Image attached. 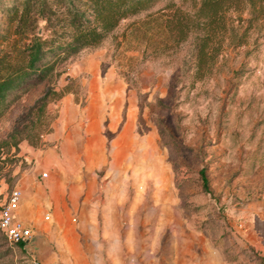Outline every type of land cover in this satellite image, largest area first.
I'll use <instances>...</instances> for the list:
<instances>
[{
	"label": "rangeland",
	"instance_id": "obj_1",
	"mask_svg": "<svg viewBox=\"0 0 264 264\" xmlns=\"http://www.w3.org/2000/svg\"><path fill=\"white\" fill-rule=\"evenodd\" d=\"M199 3L160 0L59 66L51 85L64 94L47 105L48 126L0 153V195L37 176L47 228L35 231L61 241L72 264H264L253 221L264 218V30L224 43L196 79L190 41L169 48L163 28L131 25ZM44 90L0 119V141ZM42 162L57 166L53 182ZM53 210L57 224L44 220ZM5 253L0 264H32L0 234Z\"/></svg>",
	"mask_w": 264,
	"mask_h": 264
},
{
	"label": "trees",
	"instance_id": "obj_2",
	"mask_svg": "<svg viewBox=\"0 0 264 264\" xmlns=\"http://www.w3.org/2000/svg\"><path fill=\"white\" fill-rule=\"evenodd\" d=\"M158 1L0 0V119L23 94L45 84L43 94L0 141V153L22 139L38 140L42 128L48 126L47 105L64 94L51 85L59 66L84 49L100 45L122 20L148 11ZM243 13L247 18H242ZM158 20L147 14L131 25L148 28L154 23L157 29L163 28L173 41L169 48L190 41L186 67L199 79L224 43L239 47L246 44L251 29L264 30V0H200L193 15L176 9L164 22ZM200 177L206 187L203 170ZM16 245L25 253L24 243Z\"/></svg>",
	"mask_w": 264,
	"mask_h": 264
},
{
	"label": "crops",
	"instance_id": "obj_3",
	"mask_svg": "<svg viewBox=\"0 0 264 264\" xmlns=\"http://www.w3.org/2000/svg\"><path fill=\"white\" fill-rule=\"evenodd\" d=\"M39 165L47 166V168L49 169V173H47L48 174L47 178L46 179L45 177L41 178L43 184H46L49 181L53 182L58 175L57 166L53 164L48 165L47 162L46 163L42 162ZM44 171L45 170H42V172ZM42 172H40V174ZM35 178L37 179V176L35 177L33 174L32 175L29 174L25 176L24 181H22V185L20 188L22 189L23 197L20 202L18 215L20 218L32 223L34 228L35 227L36 229L42 228L45 230L47 228V224L41 221L40 213L37 209L38 206L37 197L40 193L39 190L40 186L38 183L41 184V182L37 181ZM35 188L36 191L34 190ZM52 216L55 219V224L62 221V217L58 213V211L54 213L53 210V212L50 215V218H52ZM64 221H68L67 214ZM253 221H255V228H257L256 224L258 223L262 225L261 227H258L255 231L258 232L257 235L258 237L263 238L261 243L264 244V218L260 216L255 217ZM51 240L52 238L47 233L45 234V238H41L38 235V233H36L32 241L29 244L25 245L26 256L29 257L30 255L33 258H36L37 260L42 262L43 264H72L67 259L65 260V257L63 256L64 255L63 250L61 249L63 244L60 243L61 241L57 240L55 241L54 245H52Z\"/></svg>",
	"mask_w": 264,
	"mask_h": 264
},
{
	"label": "built area",
	"instance_id": "obj_4",
	"mask_svg": "<svg viewBox=\"0 0 264 264\" xmlns=\"http://www.w3.org/2000/svg\"><path fill=\"white\" fill-rule=\"evenodd\" d=\"M47 172L40 174L41 178L47 177ZM23 197L22 189L18 186L12 188L4 195H0V231L5 235L10 244H29L36 234L32 223L18 215L20 202ZM44 220H50V214L44 215ZM32 264H43L29 255Z\"/></svg>",
	"mask_w": 264,
	"mask_h": 264
}]
</instances>
